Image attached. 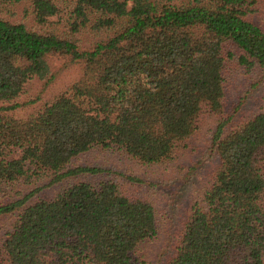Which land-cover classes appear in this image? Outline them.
<instances>
[{
	"label": "trees",
	"instance_id": "1",
	"mask_svg": "<svg viewBox=\"0 0 264 264\" xmlns=\"http://www.w3.org/2000/svg\"><path fill=\"white\" fill-rule=\"evenodd\" d=\"M262 10L264 0H0V216L19 212L0 264H140L157 210L124 184L145 179L81 180L32 203L5 200L6 188L96 173L70 166L94 147L171 163L206 116L218 165L167 264H264V112L237 121L242 101L228 107L225 86L229 60L264 70ZM60 55L83 64L80 79L18 117L29 81L52 80Z\"/></svg>",
	"mask_w": 264,
	"mask_h": 264
},
{
	"label": "rangeland",
	"instance_id": "2",
	"mask_svg": "<svg viewBox=\"0 0 264 264\" xmlns=\"http://www.w3.org/2000/svg\"><path fill=\"white\" fill-rule=\"evenodd\" d=\"M253 19L264 24V10L254 15ZM51 65L52 80L35 78L27 84L19 98L22 105L15 111L18 117H28L69 90L83 72V64L72 61L66 55L52 57ZM225 75L228 107L242 101L236 116L237 121H245L264 112V70L259 68L248 70L236 61L229 60ZM214 128L215 117H204L201 129L193 137L190 146L175 161L159 165L143 164L118 149L94 147L74 157L70 166L96 167L99 169L96 173L85 172L54 183H51L48 177L18 182L6 188L5 200L32 193L28 199V203H32L41 198L52 197L70 184L81 180L117 178L119 182H123L128 175L139 176L145 179L147 184L141 185L140 188L124 184V190L129 195L137 194L152 200L157 210L158 232L142 245L137 257L140 264H167L182 237L193 201L201 196L216 171L218 157L210 149ZM18 213L17 211L0 216V245L12 229Z\"/></svg>",
	"mask_w": 264,
	"mask_h": 264
}]
</instances>
